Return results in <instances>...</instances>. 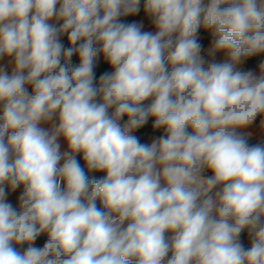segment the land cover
Listing matches in <instances>:
<instances>
[{
  "label": "clouds",
  "instance_id": "clouds-1",
  "mask_svg": "<svg viewBox=\"0 0 264 264\" xmlns=\"http://www.w3.org/2000/svg\"><path fill=\"white\" fill-rule=\"evenodd\" d=\"M140 6L0 0V264H264V143L238 131L264 117V0H144L155 32L122 21Z\"/></svg>",
  "mask_w": 264,
  "mask_h": 264
},
{
  "label": "trees",
  "instance_id": "trees-1",
  "mask_svg": "<svg viewBox=\"0 0 264 264\" xmlns=\"http://www.w3.org/2000/svg\"><path fill=\"white\" fill-rule=\"evenodd\" d=\"M143 3H144V0H141L140 11H139L137 14H135V15H130V16H127V17H122V18H121L122 21H123V22H126V23H133V22L136 23V22L142 20L143 18H145L147 15H146L145 12H144ZM199 32H200L203 36L206 37V41H207V42H210V41L212 40V35H211V34H207V33L203 32V31H199ZM62 42L65 44V46H68L69 42H68V40H67V35H66V34H65V36H64ZM72 59H73V63H74V64H75L76 62L79 61L77 55H74ZM261 61H264V54L255 55V56L249 57V58L245 61V63H244V68H245L246 70L251 69V70H253V71H257V72H258V66H259V64H260ZM96 65H97V66H96L95 72H96V79H97V81H98V79H99V76H100L103 72H105V71H107V72H111V71H112L111 67H110L109 64L104 60V58H103L102 55H100V56L97 58ZM29 93H31V87H30V86H29ZM149 102H150V101H145L146 104L149 103ZM126 119H127V118L125 117L124 120H126ZM150 121H151L150 123L147 122V124H146L143 128H141V129H139V130H137V131L135 132V134H136L137 136L140 137L141 142L146 141V140L149 138L150 134H151V129H153L152 125H153V122H154V121H153V119H151V118H150ZM122 122H123V121H122ZM247 142H248V144H249L250 146H252V145H256V144H262V143H264L263 141L252 140V139H250V138H248V137H247ZM97 206H98V201H97ZM246 236H247V232H246V234H245L244 237H243V241H242L243 243H244V240H245V237H246ZM46 240H47V235L38 237L37 240L35 241V246H37V247H42L43 244L46 242ZM16 247H17L19 250L22 251L24 248L27 247V245H24V246H16Z\"/></svg>",
  "mask_w": 264,
  "mask_h": 264
},
{
  "label": "rangeland",
  "instance_id": "rangeland-1",
  "mask_svg": "<svg viewBox=\"0 0 264 264\" xmlns=\"http://www.w3.org/2000/svg\"><path fill=\"white\" fill-rule=\"evenodd\" d=\"M136 23L142 24V26H143L142 27V31L155 32L154 25L151 23V19L148 16H146L145 18H143L142 20H140V21H138ZM199 31H203V32H205L207 34H211L210 31H206L204 29H200ZM198 39L200 40V42H201V44H202V46L204 48H207L210 45V43H211V41L210 42H207L206 41V37L203 36L200 32H198ZM202 54L205 55L206 60L209 59L207 57V54L206 53H202ZM223 58H224V54L222 52L217 53L216 56L214 57V59H215L216 62H223ZM8 59L9 58H5L3 60H0V65L7 64L8 63ZM78 63H79V61L76 62L75 64H78ZM242 67H243L244 70H246L244 68V65ZM28 91H29V87H28ZM262 118H264V117H262L261 115H258L256 117L255 121L253 122V124L251 126H249L248 128H246L245 131L248 132V131L251 130V132H250L251 133V136H254V137L255 136H259V133L258 132L260 131V129H258V128H260V120ZM149 121H150V119H149ZM49 125H51V122L42 124L41 127H44L45 129H49L50 128ZM256 127H258V128H256ZM243 130L244 129H240L238 131L244 132ZM162 134H163V130L162 129L161 130H153V129H151V134H150L149 138L146 141H143L142 143H148V144H150L154 138H156V137H158V136H160ZM59 140H61V142L64 141L63 137L59 138ZM77 160L80 161L81 159L78 158ZM81 166L85 168V171L87 172L89 179H93V178L98 179V178H101L102 177L101 172H88L87 171V168H86V165H81ZM207 174L208 175H211V172H208ZM20 190H21L20 188H17L14 192H12L10 189H7V191L9 192V195L7 197L8 202L12 203L13 206H15L17 208L19 207V205H18V197H19V195L21 193ZM246 232H247V230L245 229L244 232H242V234H241V240L242 241H243V237L246 234ZM244 245H245V247H250V241L248 240V236L245 237Z\"/></svg>",
  "mask_w": 264,
  "mask_h": 264
},
{
  "label": "crops",
  "instance_id": "crops-1",
  "mask_svg": "<svg viewBox=\"0 0 264 264\" xmlns=\"http://www.w3.org/2000/svg\"><path fill=\"white\" fill-rule=\"evenodd\" d=\"M54 22V21H53ZM65 36V35H64ZM64 36H62L61 37V39H62V41H63V38H64ZM49 127L51 128V125H49ZM49 128V129H50ZM252 128V127H251ZM256 128H258V127H256ZM258 129H260V131L258 132L259 133V136H248V138H250V139H252V140H258V141H263L264 142V130H262L261 129V127L260 128H258ZM244 132H246L245 131V129L243 130ZM257 131V130H256ZM251 132V130L250 131H248V133H250ZM59 143H60V152L63 154L64 152H66L67 150H68V146H67V143H66V141L64 140L63 142H61V140H59ZM77 159L78 158H80L81 160L79 161L80 162V164L81 165H85V162H84V160H83V157H82V154H77V157H76ZM62 163V162H61ZM101 174H102V177L105 175V173L104 172H101ZM21 190V192H22V190H23V187L21 186V187H19ZM46 234H41V236H45ZM169 235H170V233H169Z\"/></svg>",
  "mask_w": 264,
  "mask_h": 264
},
{
  "label": "built area",
  "instance_id": "built-area-1",
  "mask_svg": "<svg viewBox=\"0 0 264 264\" xmlns=\"http://www.w3.org/2000/svg\"><path fill=\"white\" fill-rule=\"evenodd\" d=\"M101 205H100V202L98 201V207H100Z\"/></svg>",
  "mask_w": 264,
  "mask_h": 264
},
{
  "label": "water",
  "instance_id": "water-1",
  "mask_svg": "<svg viewBox=\"0 0 264 264\" xmlns=\"http://www.w3.org/2000/svg\"><path fill=\"white\" fill-rule=\"evenodd\" d=\"M151 121H149L148 123H150Z\"/></svg>",
  "mask_w": 264,
  "mask_h": 264
}]
</instances>
